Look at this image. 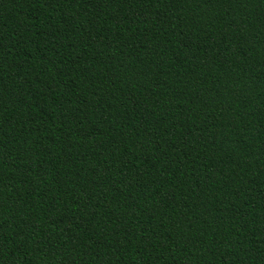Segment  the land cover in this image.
Here are the masks:
<instances>
[{
	"label": "trees",
	"instance_id": "trees-1",
	"mask_svg": "<svg viewBox=\"0 0 264 264\" xmlns=\"http://www.w3.org/2000/svg\"><path fill=\"white\" fill-rule=\"evenodd\" d=\"M0 264H264V0H0Z\"/></svg>",
	"mask_w": 264,
	"mask_h": 264
}]
</instances>
